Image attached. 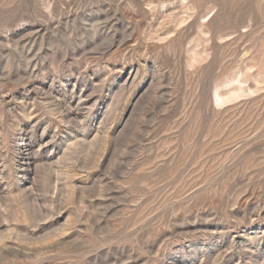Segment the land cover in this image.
Here are the masks:
<instances>
[{
    "label": "rangeland",
    "instance_id": "1",
    "mask_svg": "<svg viewBox=\"0 0 264 264\" xmlns=\"http://www.w3.org/2000/svg\"><path fill=\"white\" fill-rule=\"evenodd\" d=\"M0 264H264V0H0Z\"/></svg>",
    "mask_w": 264,
    "mask_h": 264
},
{
    "label": "bare ground",
    "instance_id": "2",
    "mask_svg": "<svg viewBox=\"0 0 264 264\" xmlns=\"http://www.w3.org/2000/svg\"><path fill=\"white\" fill-rule=\"evenodd\" d=\"M217 95V94H216ZM215 99H217V96H216V98ZM218 100H220V99H218Z\"/></svg>",
    "mask_w": 264,
    "mask_h": 264
}]
</instances>
